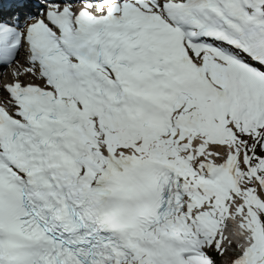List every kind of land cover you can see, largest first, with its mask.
<instances>
[{
  "label": "snow or ice",
  "instance_id": "6c2138e0",
  "mask_svg": "<svg viewBox=\"0 0 264 264\" xmlns=\"http://www.w3.org/2000/svg\"><path fill=\"white\" fill-rule=\"evenodd\" d=\"M0 264H264V0H0Z\"/></svg>",
  "mask_w": 264,
  "mask_h": 264
}]
</instances>
